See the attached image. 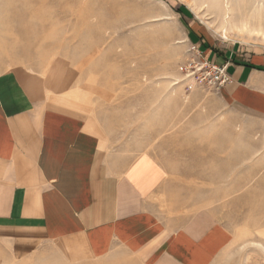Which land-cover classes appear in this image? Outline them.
Here are the masks:
<instances>
[{
  "label": "rangeland",
  "instance_id": "obj_1",
  "mask_svg": "<svg viewBox=\"0 0 264 264\" xmlns=\"http://www.w3.org/2000/svg\"><path fill=\"white\" fill-rule=\"evenodd\" d=\"M200 40L264 47V0H0V74H39L112 148L155 157L157 214L212 213L232 233L220 264H264V119L180 71Z\"/></svg>",
  "mask_w": 264,
  "mask_h": 264
},
{
  "label": "crops",
  "instance_id": "obj_2",
  "mask_svg": "<svg viewBox=\"0 0 264 264\" xmlns=\"http://www.w3.org/2000/svg\"><path fill=\"white\" fill-rule=\"evenodd\" d=\"M201 46L207 62L227 65L220 105L264 119V47ZM57 106L39 74H0V264L221 263L232 233L212 213L157 214L168 174L155 157L112 148Z\"/></svg>",
  "mask_w": 264,
  "mask_h": 264
},
{
  "label": "built area",
  "instance_id": "obj_3",
  "mask_svg": "<svg viewBox=\"0 0 264 264\" xmlns=\"http://www.w3.org/2000/svg\"><path fill=\"white\" fill-rule=\"evenodd\" d=\"M198 47H193L192 52H195L192 57L185 61V64L180 67L186 78L194 81L197 84H208L216 88H223L230 81L227 71V65L219 66L207 62L203 54L204 52Z\"/></svg>",
  "mask_w": 264,
  "mask_h": 264
},
{
  "label": "bare ground",
  "instance_id": "obj_4",
  "mask_svg": "<svg viewBox=\"0 0 264 264\" xmlns=\"http://www.w3.org/2000/svg\"><path fill=\"white\" fill-rule=\"evenodd\" d=\"M244 27H245V26H244ZM255 33H257V31H256Z\"/></svg>",
  "mask_w": 264,
  "mask_h": 264
}]
</instances>
